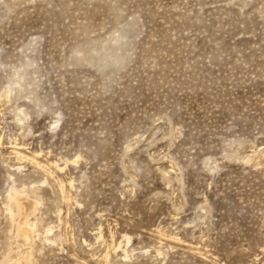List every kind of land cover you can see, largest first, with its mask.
Wrapping results in <instances>:
<instances>
[{"label":"rangeland","instance_id":"rangeland-1","mask_svg":"<svg viewBox=\"0 0 264 264\" xmlns=\"http://www.w3.org/2000/svg\"><path fill=\"white\" fill-rule=\"evenodd\" d=\"M0 264H264V0H0Z\"/></svg>","mask_w":264,"mask_h":264},{"label":"bare ground","instance_id":"bare-ground-1","mask_svg":"<svg viewBox=\"0 0 264 264\" xmlns=\"http://www.w3.org/2000/svg\"><path fill=\"white\" fill-rule=\"evenodd\" d=\"M15 153L20 158H25V159L29 158V156L27 154H25L24 152H21L20 150H16ZM38 164H40V163H38ZM55 164H57V163H55ZM41 166H43V164ZM25 192L23 190H18L16 188H13L12 192L9 193L10 194V196H9L10 201H8V204L14 206L17 209V212L19 213V216H20L19 224H20L22 236H24L27 239H31L32 234H33L32 231L34 229L32 230L33 227L31 228V225L28 223L29 219L27 218V215H28L30 208L32 207V204H31V201L27 198V194H25ZM33 204H34V202H33ZM11 208H13V207H11Z\"/></svg>","mask_w":264,"mask_h":264},{"label":"clouds","instance_id":"clouds-1","mask_svg":"<svg viewBox=\"0 0 264 264\" xmlns=\"http://www.w3.org/2000/svg\"><path fill=\"white\" fill-rule=\"evenodd\" d=\"M99 56V65L103 69L107 63V59L104 55L97 54Z\"/></svg>","mask_w":264,"mask_h":264}]
</instances>
